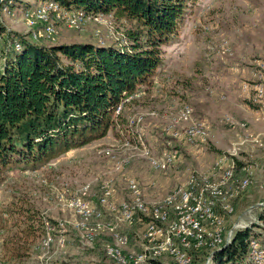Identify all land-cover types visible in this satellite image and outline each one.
I'll list each match as a JSON object with an SVG mask.
<instances>
[{
	"label": "rangeland",
	"instance_id": "obj_1",
	"mask_svg": "<svg viewBox=\"0 0 264 264\" xmlns=\"http://www.w3.org/2000/svg\"><path fill=\"white\" fill-rule=\"evenodd\" d=\"M14 1L11 11L0 9L6 30L28 37L31 32H56L52 38L34 41L44 45L91 42L118 46L133 26L111 14H72L62 6L51 12L47 6L54 2ZM162 59L158 87L125 102L122 111L127 128L111 130L106 137L42 167L15 165L5 174L0 185V264H112L105 251V245L112 242L109 232L98 230L87 245L84 238L87 232H96L97 223L113 221L98 205L102 186L111 185L116 203L128 199L126 182L134 179L143 198L155 202L189 173H204L219 156L227 155L244 130L261 134L264 142V118L243 89V85L253 84L257 64L264 63V0L187 4L172 43L162 47ZM131 100L136 101L129 104ZM185 105L192 114L183 127L199 124L206 132L203 140L185 143L169 131L171 118ZM137 115L143 120L131 123ZM240 148L235 160L248 161L262 194L235 211L227 233L238 222L233 234L238 228L255 225L264 235V220L259 218L264 216V148L251 143ZM164 152L175 155L174 163L166 170H154L149 159ZM85 188L86 194H81ZM78 197L99 208L103 217L86 218L78 208L69 206ZM245 209L248 214L241 215ZM29 216L35 219L31 221ZM57 222L65 223L66 243L64 247H45L47 227ZM30 227L36 234L27 236ZM117 230L132 236L134 244L141 226ZM207 258V253L199 252L194 264H206Z\"/></svg>",
	"mask_w": 264,
	"mask_h": 264
},
{
	"label": "trees",
	"instance_id": "obj_2",
	"mask_svg": "<svg viewBox=\"0 0 264 264\" xmlns=\"http://www.w3.org/2000/svg\"><path fill=\"white\" fill-rule=\"evenodd\" d=\"M36 1L58 3L67 11L111 14L133 26L118 46L44 45L7 31L0 19V185L15 165L36 169L111 130L127 128L123 111L115 115L117 106L152 89L163 66L162 47L172 43L186 5L197 0ZM14 4L2 0L0 9L11 11ZM257 228L235 231L230 243L214 253L212 264H253L249 242L264 246ZM26 234L35 235V229Z\"/></svg>",
	"mask_w": 264,
	"mask_h": 264
},
{
	"label": "built area",
	"instance_id": "obj_3",
	"mask_svg": "<svg viewBox=\"0 0 264 264\" xmlns=\"http://www.w3.org/2000/svg\"><path fill=\"white\" fill-rule=\"evenodd\" d=\"M48 8L52 10V6ZM55 34L56 32H31L29 37L38 41L44 36L52 38ZM16 49H19L18 45ZM252 77L253 84L243 85V89L259 116L264 118L263 62L257 64ZM209 91L212 92L210 88ZM141 93L124 98L117 106L115 115L121 113L126 101ZM191 114V107L183 106L178 116L171 118L168 126L172 136L184 140L185 143L203 140L206 136L199 124L183 127L184 123L191 121ZM141 120L143 116L137 115L131 123L135 124ZM244 131L243 136L240 135L238 141L233 143L227 155L219 156L204 173H189L183 182L175 185L158 201L147 202L137 181L130 179L126 182L128 199L115 203L114 191L111 185L106 183L101 188L98 205L113 216V221L106 224L97 223L96 232L85 234L86 245L92 242L99 230L109 232L112 237V242L105 245L106 256L112 264H194V255L199 252L207 253L206 264H212L214 253L232 240V231L238 222L228 233L227 223L235 215L236 201L247 192L253 181L251 165H248V161L237 162L235 157L242 150L240 147L249 143L264 148L261 134L253 135L247 130ZM139 145L145 149L141 139ZM149 160L154 170L163 171L174 163L175 155L164 152L160 157ZM123 164L127 165L128 162ZM81 194H86V188ZM69 206L78 208L79 213L86 218L103 217L99 208L80 197L71 200ZM81 226L86 228L84 224ZM137 226H141V230L136 234L134 244H131L132 236L117 230ZM65 231L63 222L50 224L45 233L44 246L64 247ZM248 250V258L253 264H264V246L259 241L251 240Z\"/></svg>",
	"mask_w": 264,
	"mask_h": 264
},
{
	"label": "crops",
	"instance_id": "obj_4",
	"mask_svg": "<svg viewBox=\"0 0 264 264\" xmlns=\"http://www.w3.org/2000/svg\"><path fill=\"white\" fill-rule=\"evenodd\" d=\"M157 81H156V77L154 79V85L152 87V89L150 90L151 92H153L155 90V88H157ZM150 92H148L147 94H149ZM74 150H71L70 152H72ZM258 194H262L261 190H260V186L257 183L256 179H253V183L252 185L249 187L248 191L245 193L244 196H242V198H240V200L236 203L235 205V211H239V209L241 208L242 204L252 200L253 198H256L258 196ZM244 198V199H243ZM243 199V200H242ZM236 211V212H237ZM249 210H243L242 213H240L241 215L247 213L248 214Z\"/></svg>",
	"mask_w": 264,
	"mask_h": 264
},
{
	"label": "bare ground",
	"instance_id": "obj_5",
	"mask_svg": "<svg viewBox=\"0 0 264 264\" xmlns=\"http://www.w3.org/2000/svg\"><path fill=\"white\" fill-rule=\"evenodd\" d=\"M48 6H52V10L49 9ZM48 6H47V9L51 10V12L52 11H57V10H59L61 8V5H59L58 3H49Z\"/></svg>",
	"mask_w": 264,
	"mask_h": 264
},
{
	"label": "water",
	"instance_id": "obj_6",
	"mask_svg": "<svg viewBox=\"0 0 264 264\" xmlns=\"http://www.w3.org/2000/svg\"><path fill=\"white\" fill-rule=\"evenodd\" d=\"M233 232V231H232ZM230 242L228 241L223 247H225L226 245H228Z\"/></svg>",
	"mask_w": 264,
	"mask_h": 264
}]
</instances>
